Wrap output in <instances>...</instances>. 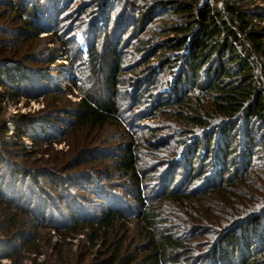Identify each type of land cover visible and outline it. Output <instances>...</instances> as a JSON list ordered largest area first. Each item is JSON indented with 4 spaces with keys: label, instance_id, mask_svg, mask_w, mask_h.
Here are the masks:
<instances>
[{
    "label": "trees",
    "instance_id": "trees-1",
    "mask_svg": "<svg viewBox=\"0 0 264 264\" xmlns=\"http://www.w3.org/2000/svg\"><path fill=\"white\" fill-rule=\"evenodd\" d=\"M29 1L0 0V8L8 7L10 17L28 28L25 34L16 33L17 38L31 36L29 32L42 35L39 20L55 3L69 0H34L31 5ZM91 5L99 6L96 19L104 29L118 32V40H114L111 50L90 55L91 63L103 74V85L109 90L119 87L125 73V52H122L125 44L133 50L139 66L146 69L140 74L163 75L168 71L174 77V96L166 102L156 101L155 109L194 134L186 146L192 154L191 168L194 161L195 165H205L214 160L217 172L214 170L210 177L212 184H208L207 193L183 196L171 191L166 196L173 204L185 200L208 201L205 204L208 210L198 211L196 215L197 220L205 217V223L218 232V241L205 254L206 260L211 264H264V185L261 181L264 173L258 178L251 173L261 164L255 161L260 146L264 150V7L256 0H94ZM114 5L119 7L120 18L124 19L122 28L113 26ZM2 30L0 37L5 38L8 35ZM8 47V43L0 42V86L22 92L20 86L28 76L25 68L15 61L18 59L4 53ZM152 78L147 82L153 81ZM116 98L113 93L98 99L82 95L77 112L70 114L71 122L66 127L71 131L79 128L88 131L113 123L120 114ZM0 113H3L1 106ZM45 125L47 130L52 129L50 123ZM26 128L27 133L16 128L10 132L11 136L20 137L24 151V139L32 142L33 149L52 146L45 139L50 133L39 138L31 133L29 124ZM5 129L3 119L0 136L9 133H4ZM200 152L202 155L198 158ZM119 159L122 173L136 188L142 187L140 160L133 144L122 149ZM3 166L0 167V264L5 260L9 264H42L39 261L44 248L51 244V240L44 242L43 231L61 236L60 242L52 247L54 252L62 247L82 250V242L86 240L91 248L105 250L104 264L191 263L186 260L191 241L187 243L179 232L160 226V214L153 202L142 200L134 216L118 207H109L94 216L69 208L67 217L54 222L44 212L46 193L36 192L30 205L23 204L26 187L20 183L24 181L26 185L31 176L27 185L30 188L38 185V179L32 173H22L20 167L6 160ZM261 166L264 168V164ZM188 204L192 203L180 207L187 208ZM212 212L214 220L209 219ZM194 220L193 212L184 216L185 228L206 225H191ZM132 224L142 233L145 244L128 241ZM83 258L85 261L86 256Z\"/></svg>",
    "mask_w": 264,
    "mask_h": 264
},
{
    "label": "rangeland",
    "instance_id": "rangeland-1",
    "mask_svg": "<svg viewBox=\"0 0 264 264\" xmlns=\"http://www.w3.org/2000/svg\"><path fill=\"white\" fill-rule=\"evenodd\" d=\"M93 1L69 0L55 3L49 13L39 20L38 26L43 29V34L36 36L29 32L34 38L23 35L22 39L17 38L16 33L25 34L28 28L10 17L8 7L0 8V29L8 35L5 38L1 36L0 42L9 45L4 53H11V58L18 59L15 61L25 68L28 76L20 86L22 92L0 86V106L3 109L0 121L5 119L4 133L9 132L0 136V167L6 160L9 164L20 167L22 173H32L38 179V185H31L29 188L27 185L32 177L28 176L30 179L26 185L21 178L20 185L26 187L23 204L30 205L36 192L46 193L44 212L47 211V218L54 222L60 221L63 216L67 217L70 209L94 216L109 207H118L134 216L142 200L146 203L153 202L160 214V226L172 229L174 233L179 232V235L187 239V243L191 241L186 252L187 262L211 264L206 260L205 254L218 241V232L205 223V217L203 220L196 219L198 211L208 210L205 206L208 201L203 197L206 200L204 203L185 200L180 204H173L168 202L166 196L171 191L183 196L188 193L191 196L198 192L207 193L208 184H212L210 177L214 170L217 172L214 160L205 165H195L194 161L191 168L189 159L192 154L186 146L194 134H189V130H184L171 117L165 118L155 109L156 101L166 102L169 97L174 96V77L168 71L163 75L149 74L153 81L148 83L151 76L140 74L146 69L139 66L133 50L127 49L125 44L122 51L125 52V73L120 79L119 87L109 90L103 85V74L91 63L90 55L111 50L114 40H118V32L104 29L96 19L100 9L98 5H91ZM256 1L259 6L264 7L263 0ZM34 2L29 1V5ZM111 11L115 13L112 15L114 19L109 18L115 20L113 26L122 28L124 19L120 18L119 7L114 5ZM124 16L123 14L122 17ZM119 23L121 24L118 25ZM16 53L21 56L17 57ZM75 82L81 90L77 89ZM111 93L117 97L120 110L113 123L88 131L83 128L68 130L66 124L71 122L70 114L73 116L77 112L82 95H92L98 99ZM47 123L52 125L51 130H47ZM28 124L33 129L31 133L39 138H45L50 133L51 136L45 139L52 142V146L33 149L32 142L24 139V151L20 137L11 136L10 132L16 128L27 133ZM130 144L137 150L140 160V177L143 178L142 187L138 188L122 173L120 167L121 151ZM198 154L199 158L202 152ZM255 161L256 164H261L251 170V173L252 177L258 178L264 173V168H261L264 164V150L261 146L255 155ZM3 172H6L4 166ZM261 181L264 185V179ZM187 203L192 204L181 208ZM187 210L194 213L195 220L191 225H206L186 229L183 217L189 215ZM213 213L209 219L214 220ZM131 228L132 236H129L128 241L145 244L137 227L132 224ZM42 238L44 242L51 240V244L45 246L39 263L62 264L70 261L71 264H104L102 261L105 259V250L91 248L86 240L82 242V250L62 247L54 252L52 247L60 242L61 236L43 231ZM135 238L138 240H134ZM3 263L9 264V261L5 260Z\"/></svg>",
    "mask_w": 264,
    "mask_h": 264
}]
</instances>
